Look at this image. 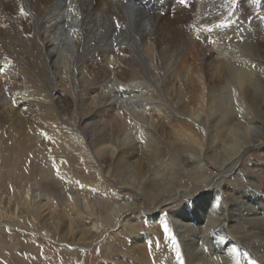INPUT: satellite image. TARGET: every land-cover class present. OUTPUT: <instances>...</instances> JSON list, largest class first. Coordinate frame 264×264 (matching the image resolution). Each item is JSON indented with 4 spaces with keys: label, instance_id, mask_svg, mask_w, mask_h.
Instances as JSON below:
<instances>
[{
    "label": "bare ground",
    "instance_id": "bare-ground-1",
    "mask_svg": "<svg viewBox=\"0 0 264 264\" xmlns=\"http://www.w3.org/2000/svg\"><path fill=\"white\" fill-rule=\"evenodd\" d=\"M123 1L0 0L1 72L18 71L13 77L21 80L27 62L19 55H9L8 51L40 53L42 47L38 39L45 46L43 50L51 60L50 66L55 69L58 81L69 83L76 78H72V74L77 69L79 87L76 85L75 96L81 118L79 127L92 147L87 166L111 179L115 183L113 195L123 197V200L115 201L74 175L69 167L71 162L50 160L48 169L52 174L72 179L79 185L80 195L72 198L63 224H60L62 218L58 209L55 215L49 214V193L36 184L22 191L27 199L32 201L34 194L35 200L41 201L37 210L24 211L26 207L23 208L19 197L5 196L0 203V215L3 219L10 214L12 219H23L28 223H47L59 231L60 240L81 242L86 249L94 242L92 239L97 232L100 234L112 227L110 221L122 220L133 211L143 217L162 218L164 204L160 201L173 203L185 193L191 203L181 202L169 212L177 232L186 235L175 241V255H179L180 261L173 259V255L172 264H251L253 260L256 264H264L261 262L264 261V221L255 218V215L264 216L260 205L264 193L257 190L249 193L237 186L230 192L232 204H229L226 198L229 187H225L227 176L236 172L247 152L260 147L264 149V48L255 49L242 42L233 32V24L223 26L221 0H195L194 6L187 0L185 5L184 0H126V5ZM195 38L201 46L205 45L204 50L210 46L211 54H198L193 66L183 55ZM27 60L31 62L30 58ZM88 72L92 77H88ZM91 80L94 83L87 85ZM193 81L196 101L180 99L181 89L185 85L188 88ZM176 83L179 84L177 88ZM35 95L36 92L25 88L18 89L12 98L22 108L27 99L37 98H33ZM42 95L41 98L54 104L59 125L69 124L74 115L68 92L59 90V96L55 97ZM89 98L98 101H88ZM35 102L28 104H38ZM237 108L239 112H235ZM26 109L29 110L28 105L25 110L23 108ZM176 111L189 115L190 120L203 126L208 146L206 152H202L201 160L193 156L197 158L194 160L188 153L178 161L167 157L168 149L169 152L184 149L185 153L191 151L196 155L198 149L203 148L202 138L197 136L199 132L174 122L172 117ZM101 117H114V123L120 126L122 133L109 130L105 123L107 119ZM125 117L129 118V124L124 121ZM54 118L47 120L55 126ZM221 119H225L227 127L223 134H218L217 123ZM17 130L18 135L27 137L39 129L29 123ZM54 131H50L51 137L58 135ZM64 135L59 132L61 139ZM249 178L259 183L258 178ZM185 180L190 182L188 186L181 184ZM121 189H126L127 193L129 189L135 190L142 201L133 200L131 192L123 194ZM242 202L247 206L244 210L240 206ZM238 214L239 219L248 216L256 219L255 222H250L251 218L242 219L250 226H245L246 232L240 236L234 230ZM70 215L79 219L77 223L84 225L83 228L65 222ZM45 217V221L41 220ZM53 218L59 221L58 226V221ZM148 235L147 231L137 232L134 237L140 241ZM248 236L252 241L247 239ZM245 245L251 250L248 258L242 255L243 250L247 251Z\"/></svg>",
    "mask_w": 264,
    "mask_h": 264
},
{
    "label": "rangeland",
    "instance_id": "rangeland-1",
    "mask_svg": "<svg viewBox=\"0 0 264 264\" xmlns=\"http://www.w3.org/2000/svg\"><path fill=\"white\" fill-rule=\"evenodd\" d=\"M185 1L186 0L183 1V5L186 4ZM188 1L189 5L191 6H194L196 4L195 0H187L186 2ZM221 1V21L223 23V26L233 24L234 30H232L233 32H236L235 35H238L242 42L251 44L250 46L253 45L254 47H252L255 49L264 48V0H232V2L231 0ZM124 3H126V1H124ZM229 7H231V9ZM249 7L252 8V10ZM131 8L137 10L136 7ZM162 16H165V13H162ZM256 39H259L260 41ZM38 43L39 46L41 45L43 53H39V51H36V53L32 50H29V52L26 50H22L20 52L21 54L19 52L8 51L9 55H19L23 57V60L27 62L26 65L28 66H24L25 73L21 76V80L13 77V74H16L18 71L14 70L13 73L12 69H7L2 72L0 70V203L2 198L5 196H15L16 198L19 197L21 199L23 208L26 207V210L24 211L28 210L30 212L32 208L33 210H37V205H40L41 201L39 199L35 200L34 194L32 195V201L31 199H27V196L24 192L25 190H27V187H31L36 184L39 186V188L41 187L40 189H42L43 192H47V194L49 193L47 195V201L49 205L48 207L50 210L49 214L55 215V211L56 209H58V214L62 218V222L60 223L62 225L64 222V217L66 216L65 212L72 205V198H77L78 195H80L78 191L79 185H77V182L72 179H66L62 177L59 178L58 176L52 174V172L48 169L50 160L62 159L64 161H67L68 164L71 162L70 164L72 166L69 164V167L70 170L74 172V175L83 178L84 180L88 181L90 185L100 189L104 193H107L115 201L123 200V197L121 198V196L119 195H113L112 191L114 189L115 183L111 179L103 174L101 175L98 169L94 170L87 166V163L89 162V159L91 157L92 147L88 143V138L86 139V136L83 134L81 128L79 127L81 125V118L79 115V107L77 105L78 99L75 96V94L78 92L79 87V84L77 83V69H74V72L72 74V78H76L72 79V81H70L69 83L58 81L59 79H57L55 69L50 66L51 60L49 59V57H47L46 51L43 50V48L45 47L44 44L39 39ZM200 44L201 42H199V40L195 38L190 46L185 50L183 55L184 58L187 57L192 62L193 66L194 64H196L195 58L198 57V54L199 56H202L204 54L210 56L211 54L210 46H206V48L209 47V49H206V53V50H204L205 45L201 46ZM28 58H30L31 62L27 60ZM181 59L182 58H180V61H182ZM32 60L35 63H33ZM60 71L63 74L62 70ZM87 75L88 77H92V74H90V72H88ZM53 77L54 79H52ZM91 83L93 84L94 81L91 80L87 85H91ZM178 85L179 84L176 83V88ZM12 88H15L16 90L13 91ZM25 88L28 89L29 92H36V95L33 98L37 96V98L35 99H27L28 102L25 101L26 103L22 102L29 106V110L26 109V111H24L26 105L25 107L21 108L15 101V99L12 98L18 89L22 90ZM186 88L187 86L185 85V87L181 89V97L179 96L180 99L184 101L190 99L191 102L196 101V99L194 98V91L196 90L195 81H193L192 84H189L187 89ZM59 90H66L71 96V103L73 104L72 115L74 116L73 119L69 121V124L62 123L61 125H59V114L55 110L52 101H49L46 98H41L42 94L47 95V97L50 94V97H55L57 95L59 96ZM72 92L73 94L71 95ZM192 99L194 100L192 101ZM96 100L97 99L95 98H89L88 101L96 102ZM31 101H36L39 105L28 104ZM42 103H44V105H42ZM16 105L17 107H15ZM45 106L47 108H45ZM234 110L235 112H239L238 108ZM177 112L178 111H176L174 113V116L172 117L173 120H175L174 122H178L176 124L179 125L184 124L183 126L193 130L194 132L197 131L196 133L199 132L197 136H199L200 140L201 138L202 140L204 139L203 142L202 140L200 141V144L203 148H200L201 150L198 149L200 152L197 150L198 152H196L198 154L195 153L196 155H192L191 151H187L185 153L183 151L184 149H177L174 152H169L170 150L168 149L167 157L178 161L179 159H183L185 157V154L188 153L194 160L197 158H200L201 160L203 157L202 152H206V148L208 146V139L204 128L201 123H196L194 120H190L192 118H190L189 115H183V113ZM33 114L35 115V117ZM54 115H56V119L53 117ZM38 117L42 120H40ZM43 118H45L46 120H43ZM50 118L55 119V126L53 125V123H49L48 120ZM101 119H107L105 123L107 124L109 130L116 129L115 132L122 133V131L119 130L120 126L117 123H114L116 120H114V117H101ZM124 119L123 120L126 121L127 124H129V118L125 117ZM73 120L75 121V127L72 126L74 125ZM44 122H47L48 125ZM29 123L35 124V126L39 130H34L33 132H31V135H28L29 137H24L20 133V135H18L17 129L20 130L23 126L29 125ZM226 123L227 122L225 121V119H221L218 121V134L224 133V129L225 127H227ZM218 124L221 125L219 126ZM68 126H70V128ZM50 131H54L58 135L55 136L52 134L53 137H51ZM163 131H165V127L163 128ZM59 132L65 134L63 139H61V137L59 136ZM65 137L68 138L67 141ZM59 140H61V142ZM193 156H196L197 158H194ZM243 158L244 159L241 161L242 164L240 163L238 165L236 172H234L230 176H227V185L225 187H229L228 193H226V198L229 204H232V198L230 197V195H232L231 193L234 192L233 189L236 190L237 186H241L249 193H256L257 191H261L264 193V149L262 147L255 148L247 152ZM95 161V163L98 165L97 160ZM216 166L218 167V165ZM207 168L208 167L206 166L205 170ZM206 172L209 173L208 170H206ZM249 176L258 178L259 183L257 181L250 180ZM237 181L238 183H236ZM185 182L181 184L187 186L190 184L188 180H185ZM240 182L243 184V186ZM87 190L89 189H86V191ZM122 191L123 194H128L131 192L132 194L130 195L132 196L133 200H139V202L142 201L140 199L141 197L136 194L135 190L129 189L130 192L128 193L126 189H123ZM15 194L18 195L16 196ZM181 194L183 195H179L176 199L173 200V203L170 202L168 204H165V201H160L161 204H164L162 207V210H164L162 211V218L156 219L153 218L154 216L143 217L141 213L136 214V212L133 211L131 212L133 214L130 213L128 214L129 216L127 215L124 217L125 220L123 218L122 220L117 219V221H110L109 225L112 227H110L108 230H103L102 232H100V234L97 232V236L92 239V241L94 242H92L91 245L87 246L86 249L81 242H71L65 238L60 240L59 231L56 232L55 229L50 227L47 223H28L23 219H12L10 214H8L9 216L7 215V217H4L5 219H3L0 215V264H115L114 261H117L116 264H172L173 255L175 256L173 259H175L176 261H180L179 255H175L176 251L174 244L175 241L180 239V237H182L184 234L181 235L179 232H177L175 225L172 223L169 212L171 209L180 205L181 202L182 204L186 202H188L189 204L191 203V198L187 197L185 193ZM179 200L180 202H178ZM243 202L246 203L245 201ZM243 202L240 204V206L244 210L245 208H247V206L246 204L244 205ZM25 203L27 206L25 205ZM29 203L32 205H30ZM260 205H262L261 209L264 210V198L263 202H261ZM248 207L250 208V206ZM252 210L253 208H251V211ZM67 213L69 214L68 211ZM260 216L255 215V218H259L264 221V216H261V218ZM70 217L71 219L74 218V222L70 219ZM70 217L68 218V220H65V222H70L69 224H71V226L75 225L79 226V228H83L84 225H80L77 223L79 219L75 218V216L73 215H70ZM239 218L240 214L237 215V223L235 224L237 227L235 226L234 230L240 236L242 232H246L244 231L245 226H250V223L247 224V222H244L242 219L251 218L250 222L251 220L252 222H255L256 219L253 220L252 216L241 217L242 219ZM45 219L46 217L41 218V220L44 221ZM165 219L168 221H166ZM52 220L56 222L58 221L54 218ZM58 224L59 221L57 222V226ZM146 231L149 232L148 238L140 241L135 240V233H145ZM250 236H248L247 239L249 241H252ZM185 237L186 235H184V238ZM245 247L247 251L241 250L243 252L242 255L244 256V258H248V252L251 251L250 246L248 247L247 245H245ZM172 252L175 253L172 254ZM261 262L264 263V261Z\"/></svg>",
    "mask_w": 264,
    "mask_h": 264
},
{
    "label": "snow or ice",
    "instance_id": "snow-or-ice-1",
    "mask_svg": "<svg viewBox=\"0 0 264 264\" xmlns=\"http://www.w3.org/2000/svg\"><path fill=\"white\" fill-rule=\"evenodd\" d=\"M21 12H23V9H21ZM117 26H119L118 23H117ZM45 135H46V134H45ZM251 264H256V261H255V260L251 261Z\"/></svg>",
    "mask_w": 264,
    "mask_h": 264
}]
</instances>
